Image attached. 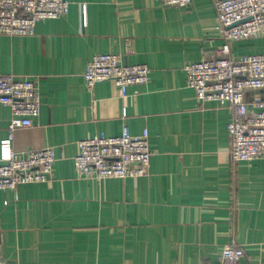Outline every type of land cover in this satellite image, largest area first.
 <instances>
[{"label": "crops", "instance_id": "crops-1", "mask_svg": "<svg viewBox=\"0 0 264 264\" xmlns=\"http://www.w3.org/2000/svg\"><path fill=\"white\" fill-rule=\"evenodd\" d=\"M66 15L31 35L0 34V75L34 78L40 112L12 132L15 152L52 147V177L0 190V256L6 264H217L234 242L240 264H264V157L233 162L231 111L200 102L184 66L223 44L211 0H67ZM85 5L82 14L81 6ZM149 67L146 84L121 94L112 81L90 90L82 72L99 53ZM264 53V35L229 43V56ZM264 91L247 90L248 108ZM124 114V116L122 115ZM11 113L0 104V141ZM148 131L147 173L78 176L77 141Z\"/></svg>", "mask_w": 264, "mask_h": 264}, {"label": "built area", "instance_id": "built-area-1", "mask_svg": "<svg viewBox=\"0 0 264 264\" xmlns=\"http://www.w3.org/2000/svg\"><path fill=\"white\" fill-rule=\"evenodd\" d=\"M160 5L186 6L192 0H155ZM216 11V29L223 44L217 54L184 66L186 86L198 101L218 100L230 109L226 129L230 136L229 154L233 162L264 157V99L248 108L247 90L264 91V53L229 56V43L264 35V0H211ZM67 0H0V34L31 35L37 21L67 14ZM82 14L85 5L81 6ZM125 54L109 52L94 55L85 65L82 78L88 89L102 81H112L121 94L132 85L146 84L150 69L132 64ZM0 104L9 108L8 136L0 141V190L18 185L46 182L52 177L54 149L44 147L15 152L12 132L26 128L40 112L38 82L34 78L0 75ZM124 116V114H122ZM151 151L148 131L130 134L124 126L117 136L103 134L77 141L73 166L78 176L93 178H131L147 173ZM243 249L230 242L224 245L217 264H240ZM0 264H6L0 256Z\"/></svg>", "mask_w": 264, "mask_h": 264}]
</instances>
